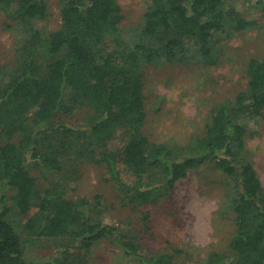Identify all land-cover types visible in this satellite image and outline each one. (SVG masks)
<instances>
[{
	"label": "trees",
	"instance_id": "trees-1",
	"mask_svg": "<svg viewBox=\"0 0 264 264\" xmlns=\"http://www.w3.org/2000/svg\"><path fill=\"white\" fill-rule=\"evenodd\" d=\"M226 4L148 0L142 22L126 31L119 0H59L62 23L49 30L42 24L48 0H0L16 36L15 61L0 68V192L27 219L29 235L0 217V264H88L102 239L137 264H182L179 247L141 252L136 235L105 221L100 196L69 198L60 181L39 186L32 170L60 173L74 155L104 166L120 205L132 209L158 204L190 171L215 165L230 186L219 213L234 231L228 250L192 262L264 264V186L247 154L253 125L263 118L264 57L247 59L246 86L211 108L192 141L153 140L144 129L147 65L188 62L194 51L204 66L217 65L224 41L259 24ZM256 4L264 28V0ZM76 108L86 109L85 125L61 119ZM142 218L147 227L149 213ZM41 239L54 252L27 260L26 248Z\"/></svg>",
	"mask_w": 264,
	"mask_h": 264
},
{
	"label": "rangeland",
	"instance_id": "rangeland-1",
	"mask_svg": "<svg viewBox=\"0 0 264 264\" xmlns=\"http://www.w3.org/2000/svg\"><path fill=\"white\" fill-rule=\"evenodd\" d=\"M148 0H119L121 24L126 31L140 24ZM257 0H227L226 8L234 9L242 16L258 20L259 24L238 32L224 41L222 59L217 65L204 66L194 51L188 62L176 59L166 64H149L145 67L144 93L147 110L146 134L153 140H175L187 143L203 131L210 118L213 106L234 95L247 84L245 62L249 57H264V28L261 25L262 11ZM59 0H48V16L42 22L49 30L61 26ZM16 36L6 27L5 17L0 12V68L12 64L16 57ZM194 46H190L193 48ZM88 113L85 108L62 114L64 122L85 125ZM247 141V154L264 186V111L263 118L253 125ZM122 173L131 181L126 169ZM42 188L51 181H60L69 198L100 196L105 210V221L136 235L141 252L171 250L179 247L185 256L182 264H193L215 250L229 249L234 231L230 218L219 213L228 185L225 175L215 165H206L177 182L173 195L158 204L143 205L138 209L120 205L118 192L104 166L97 165L82 156H71L63 161L60 173L42 177L32 170ZM149 213L145 226L143 214ZM0 217L14 224L23 237H29L22 216L13 201L1 199ZM50 243V242H49ZM41 239L26 248L25 257L31 262L45 260L54 252L51 245ZM88 264H137L136 259L126 257L124 251L110 239H102L92 248Z\"/></svg>",
	"mask_w": 264,
	"mask_h": 264
}]
</instances>
